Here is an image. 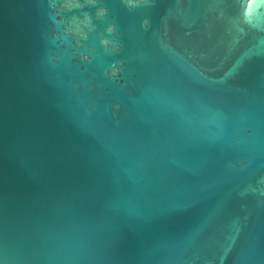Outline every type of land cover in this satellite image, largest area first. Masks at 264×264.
I'll return each instance as SVG.
<instances>
[{"label":"water","instance_id":"1","mask_svg":"<svg viewBox=\"0 0 264 264\" xmlns=\"http://www.w3.org/2000/svg\"><path fill=\"white\" fill-rule=\"evenodd\" d=\"M0 264H264V0H0Z\"/></svg>","mask_w":264,"mask_h":264}]
</instances>
